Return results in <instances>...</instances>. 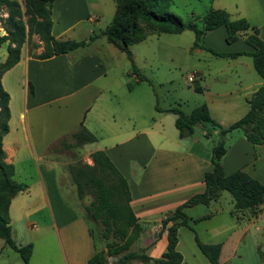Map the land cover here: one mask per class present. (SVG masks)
<instances>
[{
	"label": "crops",
	"instance_id": "obj_1",
	"mask_svg": "<svg viewBox=\"0 0 264 264\" xmlns=\"http://www.w3.org/2000/svg\"><path fill=\"white\" fill-rule=\"evenodd\" d=\"M19 1L23 3V0ZM116 8V0H54L52 34L58 39L87 40L88 43L73 51L47 59H38L30 55L29 44L26 43L22 47L20 61L7 70L1 79L4 89L10 94L11 111L10 130L3 139V148L7 161L15 166L14 179L28 185L25 191L18 193L11 201V217L13 207L16 208L19 216L24 217L23 223L18 228L14 229L11 225L13 237L17 239L16 237L20 235L23 242L21 245L33 244V239L28 234L30 229L37 225L28 218L45 212L48 219L39 218L40 226L44 229L41 235H54L58 239L59 247L61 246L65 253V264H87L98 249L84 216L77 214L64 202L65 196L75 201L77 190L74 183L61 180V165L55 158L59 152L53 150V146H56L61 138H66L76 131L81 123L94 133L92 126L89 125L90 117L98 116L100 123L109 127L113 137L108 144L95 146L94 144L99 141L96 135L97 141L85 145L89 150L88 157L91 161L92 152L105 151L129 182L132 195L131 206L139 220L145 224L141 239L154 236L160 229L162 219L169 212L192 195L203 192L205 190L204 175L213 169L212 148L202 139L207 132L204 125L201 135L191 138L190 144L186 146L181 144L186 139L182 138L181 143L178 142L177 149L173 147L176 140L159 132L154 126L141 131L135 128L125 131L118 127L108 105L99 108L93 114L94 109H97L95 108L96 100H99L101 95L111 93L110 86H99L101 79L108 77L109 72L114 68L112 64L108 65V62L110 59H122L123 50L109 42L102 33L97 40L89 41L90 37L95 35V29L89 27V24L94 26L105 15L114 17ZM212 8L226 10L232 19L246 18L252 27L259 30V36L264 40V0H211L209 10ZM74 31L79 32V37L69 35ZM3 34H6V31L0 21V35ZM226 36L227 29L222 25L205 35L204 45L215 46L221 48L220 51L226 52L253 50L245 41V37L228 43ZM38 42L42 44L41 41L38 40ZM7 49V42L0 45L3 58L0 63L6 60ZM42 50V45L37 48L38 52ZM195 50L203 49L195 48ZM243 56L246 55L239 57ZM239 57L232 59H239ZM196 72L198 76L191 82L195 83V90L198 93L207 95L202 103L208 105L211 116L222 126H229L249 110L248 101H244L242 105L238 103V100H227L231 92L208 91V85L203 88L201 82L206 81L208 72L205 70ZM219 72L223 73V71ZM11 73L16 75L21 73L22 88L19 102L16 101V92L7 85V79ZM128 74H134L132 69L128 71ZM234 79L236 87L239 86L236 91L245 92L246 100H248L247 90L252 92V96L264 83L261 76L254 85L238 73ZM196 86L202 90L198 91ZM237 99H241V94ZM202 103H196L195 106ZM231 133L228 134L226 141ZM214 135L218 139V130L214 131ZM227 147L228 151L222 158L227 174L243 169L264 183V145L255 146L243 134H239ZM134 159H138L144 168L140 182H133L131 172H135V169L131 167L130 162ZM27 166H33L36 174L29 176L22 173L17 180L18 168L25 170ZM187 189L189 191L184 196H173L177 191ZM222 194L223 191L217 200L207 205L220 201ZM263 205L264 202L259 206ZM196 206L188 207L186 213L197 223L206 221L211 223L209 228H203L202 232L206 237L201 239L209 243L223 244L220 263L224 264L225 259L227 261L247 259V251L243 247L247 226L239 228V224L234 222L228 228L225 222L228 219L233 223L230 217L234 215H237L240 222L252 220L251 217H247V211H251L236 210L233 199V209L227 211V214L223 213L221 221L215 222L214 219L222 213L218 208L194 217L189 211H193L192 209ZM219 222L223 223L217 224ZM192 230L188 226H181L178 229L177 249L181 253V245L185 239L187 241L193 237L195 239ZM225 232L227 236L221 237V234ZM211 238L219 239L214 241ZM167 242V232L164 231L159 238H154L152 243L144 246L147 248L146 254L155 258L161 257L167 249ZM228 246L231 253L226 258L225 251ZM204 264H210V261Z\"/></svg>",
	"mask_w": 264,
	"mask_h": 264
},
{
	"label": "trees",
	"instance_id": "obj_2",
	"mask_svg": "<svg viewBox=\"0 0 264 264\" xmlns=\"http://www.w3.org/2000/svg\"><path fill=\"white\" fill-rule=\"evenodd\" d=\"M53 2L54 0H23V3L19 0H0V21L6 31V34L0 35V45L8 43L7 58L0 63V239L15 249L26 264L30 261L33 244L19 246L15 242L10 225V205L12 199L18 193L25 191L28 185L14 179L15 166L7 161L3 148V139L10 130L11 111L10 94L4 89L1 79L7 70L20 61L22 47L26 43L30 44L34 36H37L42 44L38 43L34 48L29 47V53L38 59H47L70 52L88 43L87 40L58 39L52 34ZM116 3L113 20L102 34L109 42L126 52L131 62V69L140 81L147 78L141 74L130 46L144 41L150 34H178L185 30H191L195 34L193 48L204 49L224 58L251 56L255 69L264 81V40L259 36V30L252 27L246 18L232 19L226 10L212 8L203 16V25L200 26L196 21L198 16L185 21L171 12L173 0H116ZM4 13L8 15L4 16ZM222 25L227 29L228 43L245 37V41L253 50L226 52L205 46V35ZM96 37L97 35L91 36L89 41H93ZM41 45L43 50L34 53L33 50H37ZM31 88L33 91L32 84ZM196 89L202 90L198 86ZM247 101L250 105L249 110L227 127L213 119L206 103L199 104L190 111L179 104L167 110L177 116L175 126L180 138L192 136L199 124L207 128L206 137H211L214 131L218 130V139L213 140L212 146L213 169L204 175L205 190L203 192L192 195L162 219V230L158 236L160 237L162 232L166 231L168 242L167 249L161 257L152 258L145 252L132 251L120 258L116 264H127L135 258L143 261L153 259L156 264H181L183 255L177 249L178 229L181 226L192 228L191 221H196L188 216L186 209L198 204L207 205L217 200L222 191L230 192L236 210L251 212L258 210L259 205L264 202V183L243 169L227 174L222 163V158L228 151L227 136L235 130L242 131L253 145H264V83ZM157 110L160 109L157 107ZM73 135L79 144L93 143L98 139L83 123L73 132ZM60 142L65 145V138H61ZM54 149L56 148L53 146ZM91 159L92 165L85 163L74 168L73 178L79 198L89 193L94 196L90 205L86 206V210L94 220L101 221L105 235L112 234L122 240V242L109 243L107 250H98L87 261V264H107L108 256L127 251L130 245L140 237L144 228L131 206L132 195L129 182L115 163L103 150L92 152ZM97 170L110 173L116 178V191L106 183L104 178L96 175ZM129 228H131L130 231ZM195 240L210 264H221L220 256L223 247L221 242H205L197 233Z\"/></svg>",
	"mask_w": 264,
	"mask_h": 264
},
{
	"label": "rangeland",
	"instance_id": "obj_3",
	"mask_svg": "<svg viewBox=\"0 0 264 264\" xmlns=\"http://www.w3.org/2000/svg\"><path fill=\"white\" fill-rule=\"evenodd\" d=\"M211 6V0H173L171 5V12L180 16L185 21L195 19L196 16L199 18L196 21L199 25H203V16L209 11ZM112 16L105 17L94 26L89 24V27L95 29V35L97 40L102 30H104L112 22ZM146 28V27H144ZM79 32L70 33L74 37H79ZM195 40V34L191 30H185L179 34L173 33H162V34H150L143 42L133 44L130 46V50L133 53L135 62L140 69L142 75L147 80L138 81L136 75L128 74L131 70V62L126 55L125 51H122V59H110L108 65L112 64L114 67L108 74V77H104L99 82V86L106 87L107 85L111 88V93L101 95L99 100H96V106L94 113L99 109L108 105L111 113L115 117V121L118 127H121L125 131H129L132 128L139 129V131L148 127L154 126L159 132H163L167 137L176 140L173 143V147L179 148L178 142L181 143V139L178 135L179 131L175 126L176 115L173 112L167 111L173 106L181 105L186 110L190 111L192 107H195L196 103H202L205 101L207 95L198 93L195 90V83L188 79V76L198 70H205L208 72L206 81L201 82L203 88L208 85V91H220V92H231L227 100H238V103L244 104L246 97L245 92L236 91L239 86L236 87L234 84L235 76L241 75L246 79L247 82L255 84L256 80L260 79L257 71L254 69L252 58L243 56L239 59L218 57L207 50L197 51L193 48ZM221 42V38L219 40ZM38 37L34 36L29 44V47L34 48L38 44ZM218 50L221 48L212 46ZM4 48V47H2ZM7 48V45H6ZM34 53H39L36 49ZM2 55L0 51V61H2ZM223 71V73L219 71ZM238 70V72L236 71ZM7 85L16 92V101L20 100V89L22 88L21 73H11L7 79ZM250 90H247V99L251 96ZM241 94V99H237L238 95ZM157 107L160 110H157ZM248 107V104H247ZM92 114V116H93ZM89 125L92 126L94 134L99 137L98 143L95 146L106 145L111 140L113 135L110 133L109 127L103 125L99 121V117H90ZM204 130L203 125H197L195 134L189 137H185V141L181 144L186 146L190 144L191 138L197 135H201ZM239 134H243L242 131H234L226 141V145L231 144ZM217 136L214 134L211 137L203 136L204 142H208L210 148L213 146V140ZM209 139V140H208ZM65 145L60 141L54 146V150H57L59 154L55 155V158L61 165L60 174L61 180L70 183H74L73 170L82 164L88 163L93 164L90 161L89 150L85 146L88 143L79 144L77 143L76 137L73 133L69 134L65 138ZM190 141V142H189ZM91 162V163H90ZM130 165L135 172L132 173L133 182H140L142 175L144 174V168L138 159H134L130 162ZM18 177L26 174L34 176L36 174L33 166H27L24 169L18 168ZM97 176L105 179L106 183L115 190L116 178L110 173L97 170ZM28 176V177H29ZM75 184V183H74ZM76 187V185H75ZM131 188V187H130ZM116 191V190H115ZM187 190H179L176 194L182 197L186 194ZM170 196V195H169ZM94 196L89 193L83 198H79L78 195L75 197V201L71 197L65 196L64 202L71 206L75 212L79 215H83L86 224L89 228L91 236L95 240L98 250H107L109 243L122 242L119 237H115L112 234L105 235L104 225L99 220H94L92 216L87 212L86 206L90 205ZM218 208L220 215L214 219L215 222L223 219V213L233 209V197L228 191H223L222 198L216 203L211 205H197L191 215L198 217L203 213L215 211ZM10 225L14 229L18 228L23 223L24 217L18 215L16 208L13 207L11 212ZM242 214V213H241ZM247 217H251L252 220H238L237 215L231 218V223L227 219V227L236 222L239 224V228L247 226V235L244 238L245 244L243 247L247 251V259H231L223 261L224 264H264V205L258 207L255 212L247 211ZM256 217V218H255ZM39 218L48 219V215L43 212L40 215L36 214L32 218H28L30 221L37 225L30 229L28 236L33 240V253L30 257L29 264H65V253H63L61 246L59 247L58 239L54 235H41L43 226ZM28 220V221H29ZM223 222H219L220 224ZM145 229V224L141 222ZM160 229L151 235L150 237L142 238L141 235L137 238L129 247L127 251L122 252L119 255H111L107 258V264H116L120 258L129 252H147V248L144 247L146 244L152 243L154 238L157 239L159 232L162 230V221L160 223ZM193 233L200 237H206L202 232L203 228H209L211 223L209 222H193ZM131 228H129V231ZM241 232V231H240ZM18 235V234H17ZM227 236V233H222L221 237ZM14 238V237H13ZM14 239L17 245H21L22 240L20 235ZM159 238V236H158ZM216 241L219 238H211ZM202 240V239H201ZM259 246V249H258ZM261 246V247H260ZM262 250H261V249ZM183 262L181 264H204L208 263L207 257L199 249L196 240L190 238L181 245ZM262 256H260V253ZM229 246L225 251V257L228 258L230 255ZM155 258V257H152ZM227 261V262H226ZM247 261V263H246ZM0 264H26L21 258L20 254L13 249L10 245L0 239ZM127 264H156L153 259L149 261H143L140 258L130 260Z\"/></svg>",
	"mask_w": 264,
	"mask_h": 264
},
{
	"label": "built area",
	"instance_id": "obj_4",
	"mask_svg": "<svg viewBox=\"0 0 264 264\" xmlns=\"http://www.w3.org/2000/svg\"><path fill=\"white\" fill-rule=\"evenodd\" d=\"M197 76H198V73L196 71H194L188 76V79L193 81L197 78Z\"/></svg>",
	"mask_w": 264,
	"mask_h": 264
}]
</instances>
